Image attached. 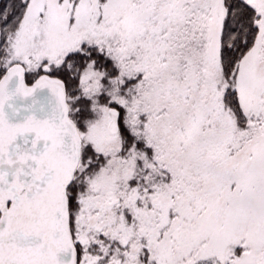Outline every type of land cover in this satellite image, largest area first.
<instances>
[{"label":"snow or ice","instance_id":"obj_1","mask_svg":"<svg viewBox=\"0 0 264 264\" xmlns=\"http://www.w3.org/2000/svg\"><path fill=\"white\" fill-rule=\"evenodd\" d=\"M0 264H264V0H0Z\"/></svg>","mask_w":264,"mask_h":264}]
</instances>
